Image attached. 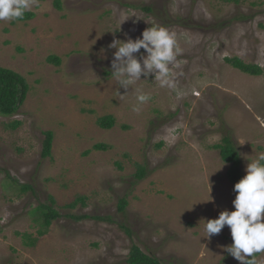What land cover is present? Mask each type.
<instances>
[{"label": "rangeland", "instance_id": "374dc122", "mask_svg": "<svg viewBox=\"0 0 264 264\" xmlns=\"http://www.w3.org/2000/svg\"><path fill=\"white\" fill-rule=\"evenodd\" d=\"M56 1L39 0L31 20L0 21V65L31 86L15 115H0V264H128L134 243L165 264H241L224 250L229 227L209 239L202 220L235 210L230 164L213 146L231 137L242 177L264 153V0ZM151 25L176 33V88L149 77L118 90L109 45ZM233 56L263 74L234 68ZM136 88L151 96L139 112ZM108 114L116 124L104 129L97 119ZM97 143L109 148L85 154ZM78 196L85 201L65 207ZM42 204L59 213L48 229L30 213Z\"/></svg>", "mask_w": 264, "mask_h": 264}, {"label": "clouds", "instance_id": "9594fccd", "mask_svg": "<svg viewBox=\"0 0 264 264\" xmlns=\"http://www.w3.org/2000/svg\"><path fill=\"white\" fill-rule=\"evenodd\" d=\"M33 9L43 11L44 7L39 0H0V21L21 20ZM109 48L115 49L111 78L116 81L118 90L122 88L127 93L137 81L148 80L149 77H154L153 81L161 88H176L172 67L181 54V48L176 33L168 28L151 25L143 31L142 37L115 39ZM142 76L145 79H141ZM135 91L137 104L133 111L139 112L140 106L146 104L151 96L141 88ZM245 171L246 175L234 185L236 196L232 203L235 210H224L218 218L202 221L209 239L221 233L227 225L233 243L224 250L241 264H256L255 254L264 253V153L250 160Z\"/></svg>", "mask_w": 264, "mask_h": 264}, {"label": "trees", "instance_id": "16d2710c", "mask_svg": "<svg viewBox=\"0 0 264 264\" xmlns=\"http://www.w3.org/2000/svg\"><path fill=\"white\" fill-rule=\"evenodd\" d=\"M56 6L61 9V0L56 1ZM35 17V13L33 11L27 12L23 19L16 20V22L31 20ZM49 63H53L54 65H61L62 59L60 56L55 54H50L47 58ZM225 60L234 68L241 70L243 73L258 76L263 74V69L253 63H246L238 56L226 57ZM108 75L109 72H106ZM30 84L27 81L26 77L22 75L20 72L15 69L4 67L0 65V115L2 116H13L15 115L19 108L24 104L28 92L30 90ZM97 124L104 129H111L115 126L116 120L112 114L99 116L97 119ZM21 125L20 121H14L7 124V126L11 128H16ZM45 139L43 141V151L42 157L47 158L52 156V148L54 141V132L48 130L45 132ZM213 147L220 150V155L222 160L226 163L230 164V167L227 170V178L229 181L235 185L241 178V157L239 153V149L231 139L230 136H225L223 138L222 143L215 144ZM109 145L106 143H97L94 144L92 149L85 152V154L90 153L92 150H107ZM144 167L140 168L138 178L142 179L145 177ZM12 182H16L12 180ZM19 186V185H18ZM21 191L32 190L33 186L31 184H21ZM52 204H55V200L53 197L50 198ZM85 197L78 196L72 203L65 205L68 208H75L78 202H84ZM128 205V201L126 197L120 198L119 201V211H125L126 206ZM31 214H36V216L42 217L44 222V226L48 229L53 220L59 217L58 211L53 209L49 205H39L35 208L30 209ZM74 217V216H73ZM84 217H90L85 215ZM80 218V217H77ZM96 219L100 220H109L111 221V216H94ZM128 233H131V230L127 228ZM42 233V232H41ZM259 255V253L255 254L254 259ZM251 259V257H248ZM126 262L128 264H165L160 258L145 252L138 244L134 243L130 247L129 254L126 258Z\"/></svg>", "mask_w": 264, "mask_h": 264}]
</instances>
